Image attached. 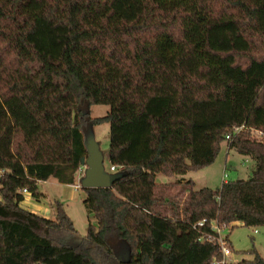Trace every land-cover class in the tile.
Segmentation results:
<instances>
[{
    "label": "trees",
    "instance_id": "16d2710c",
    "mask_svg": "<svg viewBox=\"0 0 264 264\" xmlns=\"http://www.w3.org/2000/svg\"><path fill=\"white\" fill-rule=\"evenodd\" d=\"M103 123L123 176L82 188L96 223L80 238L62 203L42 216L23 191L75 185L84 127ZM224 141L249 179L157 182L212 165ZM215 221L264 226V0H0V264H212ZM247 252L238 264H264Z\"/></svg>",
    "mask_w": 264,
    "mask_h": 264
},
{
    "label": "rangeland",
    "instance_id": "374dc122",
    "mask_svg": "<svg viewBox=\"0 0 264 264\" xmlns=\"http://www.w3.org/2000/svg\"><path fill=\"white\" fill-rule=\"evenodd\" d=\"M82 112H90L91 117H103L110 111L109 105H94L89 108L87 105H82ZM85 135H93L95 140L100 146L104 156V165L110 171V124L103 123L97 126L84 127ZM256 137H260L255 133ZM83 167V166H82ZM254 168V162L249 157L239 154L227 145V141L221 144V149L215 162L198 171H191L183 176L167 177L163 174H158L157 182L159 184L169 183L172 195H178L179 191L187 188L185 180H193L195 182V189L199 190L205 187L212 189L220 188L225 181H234L238 179L247 180L251 177ZM81 172V177L85 174ZM79 176L77 182L79 183ZM39 189L44 193L41 202L44 207L49 209L48 217H55L54 203L60 202L63 204L66 212L74 221L75 228L80 238L85 237L88 231L89 223L95 224V218L88 213L85 207L84 200L86 193L82 189H75L73 186H67L58 182L56 179H50L46 182L39 183ZM53 206H52V205ZM222 233L228 236L233 251L229 259L238 264L243 260H252L253 255L247 251L252 250L254 247L257 252L264 258V226L262 227H246L240 223H236L232 228H224ZM257 231V232H256ZM119 249L117 248V251Z\"/></svg>",
    "mask_w": 264,
    "mask_h": 264
},
{
    "label": "water",
    "instance_id": "95a60500",
    "mask_svg": "<svg viewBox=\"0 0 264 264\" xmlns=\"http://www.w3.org/2000/svg\"><path fill=\"white\" fill-rule=\"evenodd\" d=\"M88 156L82 159L85 175L81 179L82 188H111L123 176L110 173L104 165V156L93 135H86Z\"/></svg>",
    "mask_w": 264,
    "mask_h": 264
},
{
    "label": "built area",
    "instance_id": "2783aa9c",
    "mask_svg": "<svg viewBox=\"0 0 264 264\" xmlns=\"http://www.w3.org/2000/svg\"><path fill=\"white\" fill-rule=\"evenodd\" d=\"M227 138L229 139V136H227ZM111 170L114 171L115 167H112ZM81 179H82V177H81V173H80L79 181H78L79 183H76L75 185H71V186H73L75 189H79L81 187ZM23 192L25 194L26 199L31 197L27 190H24ZM204 224H205V221H202V222H199L197 226L202 227ZM221 229H224V227H220L216 221L213 222L212 230L215 232V236L214 237H212V236L207 237L205 235H202L200 240H213L219 244L222 257L220 259L215 258L213 260L212 264H235L229 259V256L232 252L229 239L227 238V236L223 235V233H222L223 230H221Z\"/></svg>",
    "mask_w": 264,
    "mask_h": 264
},
{
    "label": "crops",
    "instance_id": "0c3cea01",
    "mask_svg": "<svg viewBox=\"0 0 264 264\" xmlns=\"http://www.w3.org/2000/svg\"><path fill=\"white\" fill-rule=\"evenodd\" d=\"M83 171H84V167H82V172ZM67 186H71V185H67ZM40 193L42 194L41 198L43 199L45 195L41 191ZM41 201H42L41 199L40 201H37L33 197H30V198H27L25 202L22 203V205L23 207L29 209L30 211H33L35 213H38L39 215L48 217L49 209L47 207H44L43 204L40 203Z\"/></svg>",
    "mask_w": 264,
    "mask_h": 264
}]
</instances>
